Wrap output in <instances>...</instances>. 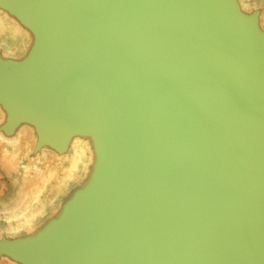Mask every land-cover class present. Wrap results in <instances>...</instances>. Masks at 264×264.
<instances>
[{
  "label": "water",
  "instance_id": "1",
  "mask_svg": "<svg viewBox=\"0 0 264 264\" xmlns=\"http://www.w3.org/2000/svg\"><path fill=\"white\" fill-rule=\"evenodd\" d=\"M0 151V264H264V0H0Z\"/></svg>",
  "mask_w": 264,
  "mask_h": 264
},
{
  "label": "rangeland",
  "instance_id": "2",
  "mask_svg": "<svg viewBox=\"0 0 264 264\" xmlns=\"http://www.w3.org/2000/svg\"><path fill=\"white\" fill-rule=\"evenodd\" d=\"M35 175L28 174L25 177L35 180ZM28 184L30 183L27 182ZM27 191V184L16 174H12L0 165V209L14 207Z\"/></svg>",
  "mask_w": 264,
  "mask_h": 264
},
{
  "label": "bare ground",
  "instance_id": "3",
  "mask_svg": "<svg viewBox=\"0 0 264 264\" xmlns=\"http://www.w3.org/2000/svg\"><path fill=\"white\" fill-rule=\"evenodd\" d=\"M1 152V151H0ZM16 157V156H15ZM15 157H12V155H6L4 153H2V155L0 154V163H3V164H6V163H10V164H17V160ZM44 164V173L48 172L49 170V167L51 166V163L50 162H43ZM26 173H25V176L28 175V174H32V175H36L34 172H31L29 171L30 167H26ZM38 177V175H37ZM38 178H35V180H37ZM27 182H29L28 180H26Z\"/></svg>",
  "mask_w": 264,
  "mask_h": 264
}]
</instances>
